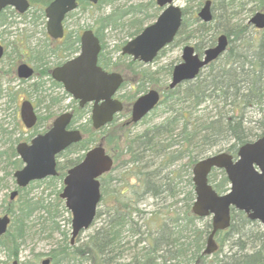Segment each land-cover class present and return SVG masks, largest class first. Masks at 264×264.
<instances>
[{
	"label": "trees",
	"instance_id": "trees-1",
	"mask_svg": "<svg viewBox=\"0 0 264 264\" xmlns=\"http://www.w3.org/2000/svg\"><path fill=\"white\" fill-rule=\"evenodd\" d=\"M48 1L31 0L34 6L41 8L38 16L43 15L42 7ZM186 1L187 5L182 8V22L173 42H179L185 37L197 38L195 51L200 53L202 48L214 45L219 33H225L229 44L226 51L205 66L194 79L169 88L166 83L160 84V70L141 67L137 71L135 66L143 63L122 54L113 60L109 56L110 51L105 49L104 30L126 29L128 38L133 37L141 31L147 20L155 19L159 13L160 8L154 0L129 4L120 3V0H98L96 4L80 0L76 7L80 12L88 6L99 8L102 4H110L112 7L107 13L96 17L89 26L101 43L98 63L109 70L125 71L121 72L124 79L120 90L128 81L135 84V92L143 91L147 84L160 90L162 98L158 104H164L169 115L160 123L153 124L133 136L128 131L125 132V124H118L116 118L97 130L91 126L89 119L88 122H81L79 127L83 137L60 153L59 158L64 157V162L57 163L58 175L30 183L20 189L15 199H8L6 202L3 212L11 216V222L0 238V245L14 259L18 258L20 244L37 214L42 232L48 231L49 237L54 233L61 236L47 252L37 254V257H48V264H72L73 261H77V264H82L83 261L89 264H264V234L258 222L248 219L243 211L235 209L231 211L229 227L215 234L219 243L218 250L209 255L203 252L211 222L198 224L201 218L190 210L194 199L190 179L188 182L191 188L184 195L183 211L176 208L174 215L169 218L170 221L164 217L157 230L150 228L143 232L136 227L138 220L143 217L150 223L156 220L150 217L155 213L138 206V199L145 194L158 197L165 191L170 192L169 195L177 193L173 187L176 185V176L169 175L172 174L170 171L152 172V168L144 170L156 162L158 157L161 164L166 166L167 163L186 155L189 158L188 164L192 165L215 149L235 155L240 145L264 135V28L249 29L250 24L233 9L238 2L240 11L252 13L264 10V0H211L212 19L208 22L201 21L196 15L204 0ZM192 1H195L194 5ZM74 14L71 11L67 17ZM8 15L10 14L4 12L0 14V26L8 22ZM31 19L37 17L30 14L27 22ZM23 21L26 22V19H20L19 22ZM81 30L82 27L66 28L62 49L66 55L78 50ZM33 48L32 56L35 57L36 66L46 62V53L57 54V49L52 50L48 42H40ZM117 50L120 51V48ZM122 58L125 59L124 68L119 63ZM171 69L172 67L168 68L167 75L171 74ZM129 70L133 72L130 79L126 75ZM44 84L45 80L40 77L32 85L35 90L45 91ZM51 85V89L61 86L55 81ZM1 92L0 89V98ZM12 93H9L10 99L13 97ZM133 95L134 93L126 95L119 92L125 113L134 100ZM45 97L49 100V104L45 105L47 108L61 100L51 94H46ZM50 111L49 108L48 113ZM84 112H79L77 117ZM125 113L123 111L121 114ZM40 118L46 116L41 114ZM9 134L11 132L0 124V135L8 136V139L3 140L7 146L0 149V164L5 162L0 168L4 172L1 180L9 176V180L14 183L12 171L21 166V160L15 151L18 136L12 138ZM95 143L102 144L114 159L112 169L100 178L101 200L105 195H108L109 200L104 198V203L108 204L103 213L99 209L96 211L95 218H101V225L81 247H74L70 244L66 231L60 230L57 209L52 207L50 201H46L44 189L35 195H29V190L33 184L46 182L47 188L54 187L53 199L61 202L56 180L63 177L66 169L80 161L84 152ZM125 151L129 157L120 161V155L124 157ZM73 153L76 155H69ZM128 163L132 164L131 173L118 169L125 168ZM129 173L136 177L134 183L130 182ZM127 174L129 175L125 176ZM218 174L220 177L215 180ZM116 180L119 183L117 187L109 186ZM208 180L218 192L228 189L227 177L221 169H212ZM136 185L142 186L140 193ZM127 187L130 188V196L127 195ZM125 232L133 240L126 239ZM131 241L133 244L130 245ZM226 242L229 243V249L222 253ZM126 255L129 260L120 261Z\"/></svg>",
	"mask_w": 264,
	"mask_h": 264
},
{
	"label": "water",
	"instance_id": "water-1",
	"mask_svg": "<svg viewBox=\"0 0 264 264\" xmlns=\"http://www.w3.org/2000/svg\"><path fill=\"white\" fill-rule=\"evenodd\" d=\"M76 1L51 0L45 6L46 31L51 37L63 36L62 21L65 14L76 7ZM87 1L96 3L98 0ZM155 2L161 7L155 20L121 48V52L130 55L133 60L144 63L152 61L163 47L172 42L181 25V5L176 4L175 0ZM6 5L23 12L29 3L27 0H0V9ZM197 16L203 22L212 19L211 0L203 2ZM248 22L256 28H263L264 10L255 11ZM227 45L225 33L218 34L215 44L206 47L202 55L195 52L193 45L185 44L181 50V61L172 68L169 87L194 79L204 66L226 50ZM100 48L98 37L91 29H85L80 35L79 53L52 70V77L61 82L64 90L81 106L92 102L91 121L94 128L110 122L113 115L122 110V102L114 95L123 77L118 72L105 71L97 64ZM2 51L0 45V56ZM32 72L33 68L27 63L17 66L18 77L27 78ZM159 98V92L154 88L137 96L131 105L130 120H141L154 108ZM20 117L26 127L35 123L36 114L30 100L22 101ZM70 118V112L61 113L46 132L34 136L30 143H17L16 152L24 163L13 173L17 186L24 187L32 180L57 174V154L82 137L78 129H67ZM112 164V157L103 145L97 144L89 148L78 163L67 169L59 195L71 213V241L93 222L101 199L99 178L111 169ZM213 168L224 171L229 181L227 191L218 193L209 183L208 175ZM191 179L195 194L192 212L199 217L211 216L212 227L204 253L210 254L217 249L214 234L229 226L232 208L243 211L251 220H258L264 234V135L240 145L235 156L222 150L198 159L192 167ZM16 194L17 190H12L10 198L13 199ZM9 221L7 214L0 216V236L5 233ZM42 263L47 264L48 259ZM7 264L18 263L13 260Z\"/></svg>",
	"mask_w": 264,
	"mask_h": 264
},
{
	"label": "rangeland",
	"instance_id": "rangeland-1",
	"mask_svg": "<svg viewBox=\"0 0 264 264\" xmlns=\"http://www.w3.org/2000/svg\"><path fill=\"white\" fill-rule=\"evenodd\" d=\"M120 3L129 4V3H136V2H147L149 0H120ZM155 1V0H154ZM238 1V0H237ZM240 1V0H239ZM176 4L185 6L187 5L186 0H175ZM192 4H195V1H192ZM249 6V4H248ZM110 4H102L99 8H94L92 6H88L85 10L80 12L78 9H75V14L72 16H68L65 19V27L68 29H78L79 27H82V29L87 28L91 26L95 18L98 17L100 14L107 13L111 9ZM238 2L235 3V7L233 8L234 11L238 12V15H241V17L244 18V21L247 22L249 17L252 15V13L244 12L239 10ZM29 14H27L25 17H19L16 15L8 16L7 23L5 25L0 26V43L4 46V52L3 55L0 58V89L2 90L1 98H0V124H3V127L6 128L8 131L11 132L9 134V137H16L18 136L19 140H25L33 134L35 131L31 129V131L27 130L24 126L23 122L20 119L19 116V105L22 99L28 98L30 99L34 104L37 105V112L38 114L41 113L42 116L48 115V109L50 108V113L60 112L63 109H65L66 104L68 102V97H62L61 89L58 87H54V89H51L50 82L46 81L44 84V88H46L45 91H39L35 90L33 88V83L36 82L37 78L31 77L27 79L26 81L19 82V80L16 77L15 68L16 64L20 60H25L28 62H34L35 57L32 56L34 51L33 47L43 42L44 40V31L45 27L42 26L41 20L38 19L34 23L31 21L27 22L28 18L30 17L31 9L28 10ZM151 10L149 9V12ZM242 12V13H240ZM20 19H26V22H19ZM154 19H149L146 21V24H149L153 22ZM253 25H250L249 29H253ZM6 29V30H5ZM129 36L126 33V29H119V28H107L104 30V42H105V49L106 51H110L109 56L112 57L113 60L121 55L120 51L117 50V48H121L122 45L125 43L126 40H128ZM197 38L194 37H185L179 42H172L169 45H167L164 49L161 50V52L158 53V55L151 61L146 64H138L137 67L135 66V69L139 71L141 67H146L151 70H160L159 73V79L160 84L166 83L168 85L171 75H167L166 72L169 67H173L175 64L180 62L181 60V50L182 47L185 44L196 46ZM203 52V48L200 55ZM49 61H54L53 58H49ZM120 65H123L122 67H125V59H120ZM130 72H127V77L130 79L133 76V72L129 70ZM120 72H125L120 71ZM149 88H152L150 85H146L145 89L140 92H135V84L133 81H128L127 84L120 90V93L123 94H133L134 99L142 94L143 92L147 91ZM12 93V98H9V93ZM46 94H51L54 96L60 97V102H57L53 105H50L45 107L46 104H49L48 98H46ZM169 115V112L166 108V106L162 103L158 104V106L155 108L153 113L148 114L146 117H144L141 121H138L136 123H128L125 124V132H129L130 136H133L137 133H140L144 129L152 126L153 124L160 123L162 120H164ZM117 120L118 124H122L123 121H126L127 115L121 114L120 117ZM46 127L45 119H41V122L37 125L36 130L41 131ZM26 129V130H25ZM27 131V132H26ZM8 139V136H2L0 135V149H4L5 143H3V140ZM17 143V142H16ZM15 143V144H16ZM174 148V147H173ZM220 150V149H219ZM218 150H213L211 152H217ZM70 156H75L76 154H69ZM129 155L125 151V156L120 155V161L122 158L128 159ZM160 157H158L155 161L158 162ZM188 157L185 155L179 160H176L174 162L167 163L165 166V169L163 172L169 171L172 174L169 175H175L176 178L174 181H176V185L174 189L176 188L177 193L175 195H169L170 192L165 191L161 193L158 197H152L147 194L143 196L141 200H137V204L139 207L155 213V215H151L150 217L156 218L154 222L150 223L148 220L147 222L143 219L138 220L136 227L139 228L140 231H146L147 229H158L159 224L161 223V220L166 217L169 218L174 215L176 212L175 209L179 208L181 211H183L185 207V201H184V195L186 192L191 188L190 184L188 182V179L191 180L192 176V165L188 164ZM146 160V158H145ZM153 160V159H152ZM58 161L64 162V157L58 158ZM5 162L0 164L1 166L4 165ZM132 164L128 163L125 165V168H118L119 170H128L131 171ZM152 166L149 167L151 169ZM148 169V168H147ZM146 170V168H144ZM120 171V172H121ZM133 171H136V168H133ZM13 172V171H12ZM131 173V172H130ZM129 173V174H130ZM115 174V173H114ZM117 174V173H116ZM129 174L125 175L128 176ZM178 174V176L176 175ZM4 172L0 170V215H2L4 212V208L6 206V202L8 201V196L10 191L15 188V184L9 180V176L6 178L4 177V180H1V177H3ZM130 182L134 183L136 180V177L134 174H130ZM13 177V176H12ZM220 175L218 174L215 178V180L219 179ZM118 181H113L109 186L111 187H117ZM6 185H8L6 187ZM56 185L59 188V191L61 190L63 184H62V178L56 180ZM137 191L139 193L141 192V187L136 185ZM46 187V182H39L36 184H33L32 187H30L29 195H35L36 193H39L40 190L44 189V194L46 195V201H50L52 203V207L57 209V222L59 223L60 230L66 231V234L68 236V239L71 235V213L66 209L64 206V201L62 198L61 202L58 200L53 199V191L54 187ZM109 191V190H108ZM22 193V192H21ZM127 195H131V193L128 191ZM109 200L108 195L103 196V199L100 201L98 205V209L102 211L106 210L107 203H104L105 200ZM152 213V214H153ZM147 216H149V213H147ZM145 216V218H147ZM38 215L33 218V221L31 222V227L29 228L22 244H20V251L19 256L17 258L19 264H35L36 262L40 264L41 260L43 258H46V256H40L37 257L38 253H44L47 252L53 245L54 242H57L60 240L61 236L58 233L52 234V237L48 236V231H41L40 230V224L38 223ZM101 218H94L92 224L87 228L82 230L74 239L72 242V245L81 247V244H83L86 240H88V237L90 234H92L96 228H98L101 225ZM144 221V222H143ZM170 221V220H169ZM205 221L210 222V217L206 216L204 218H201V220L198 221V224H203ZM148 224V225H147ZM258 226L261 228L260 223H258ZM262 229V228H261ZM151 231V230H150ZM152 232V231H151ZM144 235V234H143ZM48 236V237H47ZM137 236V235H136ZM125 238L126 239H132L128 236L127 232H125ZM133 240V239H132ZM216 241L217 237H216ZM231 242V241H230ZM133 244V241H131L130 245ZM141 245V244H139ZM205 246V245H204ZM219 248V246H218ZM229 249V243L226 242L225 246L223 247V252H227ZM236 249V248H234ZM86 256L88 254H85ZM125 255V253H124ZM14 258L11 256V254H8L6 248L3 245H0V264H7L10 263ZM129 260V256H125V258H120V261H127ZM67 264V263H65ZM71 264V263H69ZM72 264H77V261H73ZM82 264H89L86 261H83Z\"/></svg>",
	"mask_w": 264,
	"mask_h": 264
},
{
	"label": "flooded vegetation",
	"instance_id": "flooded-vegetation-1",
	"mask_svg": "<svg viewBox=\"0 0 264 264\" xmlns=\"http://www.w3.org/2000/svg\"><path fill=\"white\" fill-rule=\"evenodd\" d=\"M28 1V3H29V6L26 8L27 10H25V11H23V12H19L14 6H11V5H6V6H4V7H2L1 9H0V14H2V12H4L5 14L6 13H9L10 15H8V16H11V15H16V14H18L17 16H19V17H25L27 14H29L28 12V10L29 9H31V15H34V17H37V19H31V22L32 23H34L36 20H38V19H40L41 20V24H42V26H44L45 27V31H44V40H43V42H45V43H49L50 44V48L52 49V50H54L55 51V49H57L56 51H57V54H49V53H46V56L47 57H45V59H46V62L43 64V65H38V66H36V63H35V61L34 62H28V61H25V60H20V61H18V63L16 64V68H15V73H16V77H17V79L19 80V82H23V81H26L27 79H29V78H31V77H36L37 79L38 78H43L44 80H45V82L46 81H48V82H50V84H51V82L52 81H55V82H58V83H60L59 81H57V80H55L53 77H52V70L55 68V67H57V66H59V65H61V64H63L66 60H68V59H70V58H72V57H74L77 53H78V51H79V49L77 50V51H75V52H72V53H69L68 55H66L65 54V51L63 50L62 51V49H63V46H64V41H65V36H66V27H65V20L63 21V31H64V33H63V36L62 37H58V38H53V37H51L48 33H47V31H46V16H45V13H44V8H45V6L51 1V0H49L43 7H42V12H43V15L41 14V15H37L39 12L38 11H41V8L39 7V6H34L32 3H31V0H27ZM79 2H80V0H77V5L79 4ZM41 12V13H42ZM68 14V13H67ZM67 17V16H66ZM66 19V18H65ZM42 42V43H43ZM0 45L2 46V49H3V51H2V54H1V56L3 55V52H4V46L2 45V43H0ZM49 54V55H48ZM1 56H0V58H1ZM54 57V61H49L48 60V58H53ZM20 63H27L29 66H31L32 68H33V72H32V74L29 76V77H27V78H21V77H18V75H17V66L20 64ZM104 68V67H103ZM104 69H106V68H104ZM60 85H61V83H60ZM52 86V85H51ZM53 87V86H52ZM51 87V88H52ZM55 87H58V88H60L61 89V94L62 95H60V96H62V97H65V96H67L68 97V102H67V104H66V107H65V109H63L62 111H60V112H55V113H48V115L46 116V118H40V116H41V113H39L38 114V112H37V105L36 104H34L30 99V101H31V103H32V105H33V108H34V112H35V114H36V120H35V123L31 126V127H29V128H27L26 127V129L27 130H29V131H31V129L32 130H34L35 129V131L36 132H34L33 134H31L30 136H28V138L27 139H25V140H19V141H26V142H30L31 141V139L35 136V135H38V134H40V133H43V132H45L47 129H49L50 128V126L52 125V122H53V120L59 115V114H61V113H64V112H70L71 113V118H70V120H69V123L67 124V129H74V128H79L80 129V127H79V124L81 123V122H88V119L90 120V115H91V108H92V102H89V103H85V104H83L82 106L79 104V101L77 100V99H73L70 95H68L65 91H64V89H63V87H62V85L61 86H55ZM54 89V88H53ZM65 92V93H64ZM63 94L65 95V96H63ZM117 97H118V94H117ZM24 99H28V98H24ZM24 99H22L21 100V102H20V105H19V113H20V106H21V103H22V101L24 100ZM119 99H121V101L123 102V100H122V98H120L119 97ZM82 110H84L85 112L82 114V116H80V117H77V114L79 113V112H81ZM125 112V109H124V103H123V109H122V111H121V113L122 112ZM124 116H125V114H123ZM126 115H127V119H126V121H123L122 122V124H128L129 122L130 123H132L131 122V120H130V111L129 112H127L126 113ZM45 116V115H44ZM120 117V113L118 114H115L114 116H113V119H115L116 118V120H119L118 118ZM41 119H45V124H46V127L43 129V130H41V131H37L36 130V127H37V125L41 122ZM143 119V118H142ZM141 119V120H142ZM140 120V121H141ZM90 123H91V121H90ZM25 129V130H26ZM27 132V131H26ZM18 141V142H19ZM16 148V147H15ZM46 178H48V177H46ZM45 179V178H44ZM43 180V179H42ZM33 181V180H32ZM38 181H41V180H38ZM30 183H32L31 181L28 183V184H30ZM17 187V186H16ZM25 187H27V185L25 186ZM24 187V188H25ZM17 189H18V187H17ZM127 190H129V192H130V188L129 187H127ZM142 199V198H141ZM141 199H139V200H141Z\"/></svg>",
	"mask_w": 264,
	"mask_h": 264
},
{
	"label": "bare ground",
	"instance_id": "bare-ground-1",
	"mask_svg": "<svg viewBox=\"0 0 264 264\" xmlns=\"http://www.w3.org/2000/svg\"><path fill=\"white\" fill-rule=\"evenodd\" d=\"M78 162H79V161H78ZM78 162H77V163H78ZM74 165H75V164H74ZM72 166H73V165H72ZM151 166H152V170L149 169V167H146V169L148 168V170H151L152 172H156L157 170H159V171L161 170V172H163V170L165 169V166L162 165L160 161L152 163ZM19 168H20V167L16 168L15 170H17V169H19ZM155 168H158V169H155ZM15 170H14V171H15ZM14 171L12 172V176H13ZM151 171H150V172H151ZM166 173H167V172H166ZM13 178H14V176H13ZM14 184H15V187H16L17 185H16L15 182H14ZM9 200H10V199H9Z\"/></svg>",
	"mask_w": 264,
	"mask_h": 264
}]
</instances>
